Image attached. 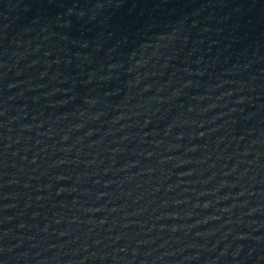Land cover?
I'll return each instance as SVG.
<instances>
[{
  "label": "water",
  "instance_id": "95a60500",
  "mask_svg": "<svg viewBox=\"0 0 264 264\" xmlns=\"http://www.w3.org/2000/svg\"><path fill=\"white\" fill-rule=\"evenodd\" d=\"M0 264H264V0H0Z\"/></svg>",
  "mask_w": 264,
  "mask_h": 264
}]
</instances>
